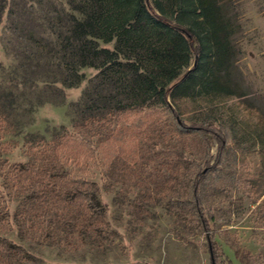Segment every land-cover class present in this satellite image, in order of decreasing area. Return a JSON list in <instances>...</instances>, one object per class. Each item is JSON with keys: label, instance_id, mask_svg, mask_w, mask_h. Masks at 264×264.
<instances>
[{"label": "rangeland", "instance_id": "rangeland-1", "mask_svg": "<svg viewBox=\"0 0 264 264\" xmlns=\"http://www.w3.org/2000/svg\"><path fill=\"white\" fill-rule=\"evenodd\" d=\"M70 2L0 0V197L8 207L0 242L12 248L0 247V264H212L194 196L207 162L214 168L199 182L198 199L219 264H264V0L227 3L236 30L231 90L198 85L191 97H169L174 114L155 99L140 105L101 59L80 70L77 86L53 81L56 61L25 36L33 28L59 49L60 17L83 19ZM98 43L116 47L115 40ZM176 118L228 129L223 163L214 136L177 131ZM49 160L58 166L52 174L70 171L100 190L109 222L103 235L82 232L76 220L51 231L56 212L44 223L36 217L30 206L42 188L18 170L52 167Z\"/></svg>", "mask_w": 264, "mask_h": 264}, {"label": "trees", "instance_id": "trees-1", "mask_svg": "<svg viewBox=\"0 0 264 264\" xmlns=\"http://www.w3.org/2000/svg\"><path fill=\"white\" fill-rule=\"evenodd\" d=\"M228 1L71 0L73 8L83 19L72 15L60 17L59 22L66 31L58 35L59 49L33 28L25 37L33 48L47 49L46 55L56 61L51 66L55 68L49 70L55 83L60 82L68 88L77 86L84 79L80 70L86 66L97 67L102 60L100 66L107 69L115 67L121 81L126 83L125 88L142 102L140 105L155 99L174 114L167 101L169 97L175 102L191 97L198 85L208 93L221 94L231 90L228 67L235 53L230 41L236 30L226 10ZM13 12V8L10 9V13ZM19 25L15 23V27ZM99 40L106 44L115 40V50L102 48ZM119 56L125 62L119 60ZM193 57L194 66L190 67ZM112 99L109 101L115 102L116 97ZM116 102L122 105L120 101ZM174 125L180 132L214 136L220 145L218 164L223 163V151L230 144L232 135L228 129L207 123L187 126L178 118L174 119ZM52 161L49 160L53 163L49 168L18 170L26 178L36 176L42 188L37 201L30 206L36 211V217L44 223L46 215L56 212L57 220L49 221L47 225L51 231L76 220V227L81 226L82 232L86 229L103 235L109 222L107 205L100 202V190L94 183L70 171L52 174L51 171L58 167ZM212 168L207 162L198 170L194 184L195 212L204 230L212 264H219V247L213 241L214 231L198 199V184ZM3 201L4 197H0V215L7 219L8 213L3 211L8 207ZM37 210L41 211L42 217ZM27 222L35 224L30 218ZM51 236L49 232L46 239ZM1 246L12 250L0 242Z\"/></svg>", "mask_w": 264, "mask_h": 264}]
</instances>
